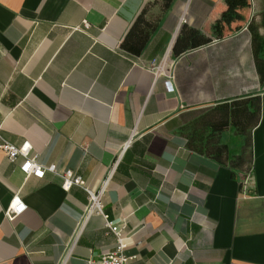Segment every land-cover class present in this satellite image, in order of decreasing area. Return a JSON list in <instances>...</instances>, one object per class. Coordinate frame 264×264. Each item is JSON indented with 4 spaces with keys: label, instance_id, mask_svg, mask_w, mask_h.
I'll use <instances>...</instances> for the list:
<instances>
[{
    "label": "crops",
    "instance_id": "obj_1",
    "mask_svg": "<svg viewBox=\"0 0 264 264\" xmlns=\"http://www.w3.org/2000/svg\"><path fill=\"white\" fill-rule=\"evenodd\" d=\"M155 2L0 0V136L57 169L27 177L23 158L0 149V264H86L115 249L103 219H85L84 189L63 190L65 171L94 189L113 173L104 212L124 225L133 264H264V83L252 41L264 37V0L154 5L158 27L132 56L122 42ZM184 27L211 42L175 56ZM254 96L247 173L189 147L184 133L202 115ZM221 140L241 155L232 129ZM15 197L26 210L9 220Z\"/></svg>",
    "mask_w": 264,
    "mask_h": 264
},
{
    "label": "trees",
    "instance_id": "obj_2",
    "mask_svg": "<svg viewBox=\"0 0 264 264\" xmlns=\"http://www.w3.org/2000/svg\"><path fill=\"white\" fill-rule=\"evenodd\" d=\"M175 0H156L147 5L133 23L130 31L122 42V48L128 54L139 57L145 50L152 33L158 23L147 19L152 6L160 5L163 11L171 8ZM250 27V26H249ZM253 52L260 82L264 83V37L253 33ZM211 39L198 30L184 27L175 43L174 55L181 54L205 46ZM261 119V98L254 96L222 104L214 107L197 119L191 127V133L184 135L189 147L220 165H228L233 170L247 173L252 163V132ZM232 129L244 139L241 155L234 156L221 136Z\"/></svg>",
    "mask_w": 264,
    "mask_h": 264
},
{
    "label": "built area",
    "instance_id": "obj_3",
    "mask_svg": "<svg viewBox=\"0 0 264 264\" xmlns=\"http://www.w3.org/2000/svg\"><path fill=\"white\" fill-rule=\"evenodd\" d=\"M85 26L88 25L85 24ZM0 149L12 162L19 157L23 158L20 171L27 177L32 176L37 179H43L46 173L55 174L57 171L55 165L42 167L35 157H31L32 147L28 142L23 143L21 146H15L0 136ZM112 175L113 173H110L109 177L102 183L99 189L89 187L81 177L75 176L71 171H65L60 175L64 191L67 192L73 186H78L86 192L88 203L85 209V219L88 220L92 216H100L103 219L104 228L116 238V245L113 251L104 253L98 258L90 259L86 264H133L136 260V257H128L125 253L128 248V238L124 225L111 221L109 215L104 212L103 198ZM25 210L26 206L22 200L15 197L7 208L5 216L9 220H12L21 215Z\"/></svg>",
    "mask_w": 264,
    "mask_h": 264
},
{
    "label": "rangeland",
    "instance_id": "obj_4",
    "mask_svg": "<svg viewBox=\"0 0 264 264\" xmlns=\"http://www.w3.org/2000/svg\"><path fill=\"white\" fill-rule=\"evenodd\" d=\"M233 141V140H232Z\"/></svg>",
    "mask_w": 264,
    "mask_h": 264
}]
</instances>
